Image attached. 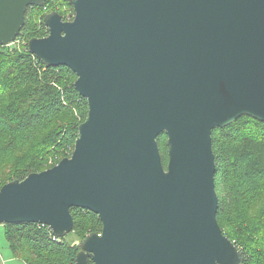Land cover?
Returning a JSON list of instances; mask_svg holds the SVG:
<instances>
[{
  "label": "water",
  "instance_id": "1",
  "mask_svg": "<svg viewBox=\"0 0 264 264\" xmlns=\"http://www.w3.org/2000/svg\"><path fill=\"white\" fill-rule=\"evenodd\" d=\"M45 1L0 0V46ZM69 1L72 19L47 12L27 49L74 72L87 113L69 156L0 187V224L59 238L82 208L102 228L81 239L76 264H243L216 218L212 130L264 122V0Z\"/></svg>",
  "mask_w": 264,
  "mask_h": 264
},
{
  "label": "trees",
  "instance_id": "2",
  "mask_svg": "<svg viewBox=\"0 0 264 264\" xmlns=\"http://www.w3.org/2000/svg\"><path fill=\"white\" fill-rule=\"evenodd\" d=\"M44 6H49L46 12L55 10L64 20L67 13L73 14L69 0H46L41 6H28L17 35L20 46H0V187L69 156L78 124L87 113V100L73 86L74 72L64 65L45 66L27 49L30 38L47 34L42 21L46 13L34 21L28 17L30 11ZM252 128L257 131L261 144L245 138L243 132ZM157 144L166 167L168 152L164 133L157 137ZM212 151L216 165L218 224L242 251L243 264H264L262 217L252 219V210L249 211L253 203L255 206L253 199L262 181L264 122L242 115L225 127H215ZM70 212L71 233L78 239L90 232H101L102 223L96 213L75 207ZM3 226L10 251L27 264H76L80 245L67 241L66 236H53L47 225L21 222Z\"/></svg>",
  "mask_w": 264,
  "mask_h": 264
},
{
  "label": "rangeland",
  "instance_id": "3",
  "mask_svg": "<svg viewBox=\"0 0 264 264\" xmlns=\"http://www.w3.org/2000/svg\"><path fill=\"white\" fill-rule=\"evenodd\" d=\"M49 6H44V8L39 9V10H32L28 13V17L29 20H38L39 17L43 14V13H47V8ZM58 8L61 10L63 9L62 5H59ZM14 44L12 46H10V48L13 47H17L20 46V42L19 40L16 39L13 41ZM7 46V45H4ZM253 130V131H252ZM251 131H244L243 134H246L245 138L250 139L252 142L255 143H260L259 138H257V131L255 129L252 128ZM256 131V132H255ZM257 133V134H256ZM244 144V142H243ZM249 171V170H248ZM264 169L260 171V178H262V181L259 185V190L257 193H255V198L253 200H255V206L254 203L251 205L250 210H252L251 215L253 216L252 219H256L259 216L262 217V227L260 229L261 233V238L262 240H264ZM244 206H247L246 203H243ZM254 207V208H253ZM259 209V211H258ZM257 225V224H256ZM67 241L72 242L73 244H80V239H78L75 234L72 232H69L68 234L65 235ZM0 264H27L24 260H22L19 257H16L12 254V252L10 251L9 247H8V242L5 238V234H4V226L3 224H0Z\"/></svg>",
  "mask_w": 264,
  "mask_h": 264
},
{
  "label": "built area",
  "instance_id": "4",
  "mask_svg": "<svg viewBox=\"0 0 264 264\" xmlns=\"http://www.w3.org/2000/svg\"><path fill=\"white\" fill-rule=\"evenodd\" d=\"M65 20H71L72 19V17H73V14H72V16L69 14V13H67L66 15H65ZM14 44V42H12V43H10V44H7V46H12Z\"/></svg>",
  "mask_w": 264,
  "mask_h": 264
}]
</instances>
